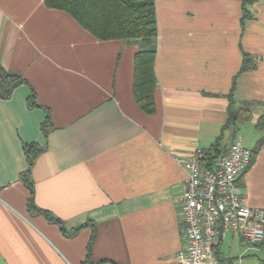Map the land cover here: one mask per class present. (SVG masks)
Wrapping results in <instances>:
<instances>
[{
  "label": "crops",
  "instance_id": "obj_1",
  "mask_svg": "<svg viewBox=\"0 0 264 264\" xmlns=\"http://www.w3.org/2000/svg\"><path fill=\"white\" fill-rule=\"evenodd\" d=\"M155 11V40L102 41L44 0H0V68L25 81L0 98V264H177L186 180L177 160L217 143L230 97L253 116L220 148L252 140L239 185L264 211V0H155ZM149 48L153 115L133 94L134 56ZM27 145L41 149L35 205L59 222L28 209ZM214 259L262 264L264 245L230 232Z\"/></svg>",
  "mask_w": 264,
  "mask_h": 264
},
{
  "label": "built area",
  "instance_id": "obj_2",
  "mask_svg": "<svg viewBox=\"0 0 264 264\" xmlns=\"http://www.w3.org/2000/svg\"><path fill=\"white\" fill-rule=\"evenodd\" d=\"M206 157L207 151L195 145L185 160H177L186 172L178 212L183 247L177 264H213L216 247L230 232L250 248L264 245V211L248 206L239 185L252 165V150L236 139L211 166Z\"/></svg>",
  "mask_w": 264,
  "mask_h": 264
},
{
  "label": "trees",
  "instance_id": "obj_3",
  "mask_svg": "<svg viewBox=\"0 0 264 264\" xmlns=\"http://www.w3.org/2000/svg\"><path fill=\"white\" fill-rule=\"evenodd\" d=\"M45 5L50 9H57L69 14L85 30L95 38L102 41L113 40H139L150 42L158 35L156 20L155 0H44ZM257 0H246V5L251 6ZM247 11V10H246ZM157 51L154 48L138 51L134 56V82L133 94L138 107L147 115L156 112L154 92L157 85L155 74V62ZM249 56L245 57L244 66L241 71L249 69ZM25 83V81L6 72L0 68V98L10 99L13 91ZM30 99V105H34ZM229 119L223 127L217 143L207 150L206 162L208 166L226 151L221 149V141L226 130H239V124L248 123L252 120L251 103L246 102L236 105L230 97ZM264 116L259 119L258 128L263 129ZM50 128L49 119L43 126L47 135ZM25 154L28 161V169L22 176V181L30 192L28 209L32 213H42L53 219L49 213L37 209L34 199V185L31 180L33 166L41 152L36 145H27ZM253 161L257 154L252 151ZM59 222V221H57ZM84 264H93L88 257ZM220 264H225L223 261ZM228 264H232L231 262ZM264 264V262L262 263Z\"/></svg>",
  "mask_w": 264,
  "mask_h": 264
},
{
  "label": "rangeland",
  "instance_id": "obj_4",
  "mask_svg": "<svg viewBox=\"0 0 264 264\" xmlns=\"http://www.w3.org/2000/svg\"><path fill=\"white\" fill-rule=\"evenodd\" d=\"M245 141V144H246V146L247 147H252L253 145H252V140L249 138V137H245V139H244ZM226 248H227V246L226 245H222V249H223V252L224 253H226Z\"/></svg>",
  "mask_w": 264,
  "mask_h": 264
}]
</instances>
